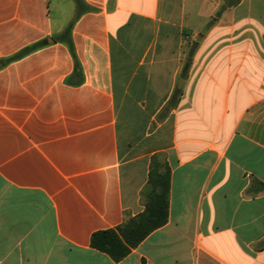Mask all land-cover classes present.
Here are the masks:
<instances>
[{
    "label": "crops",
    "instance_id": "obj_1",
    "mask_svg": "<svg viewBox=\"0 0 264 264\" xmlns=\"http://www.w3.org/2000/svg\"><path fill=\"white\" fill-rule=\"evenodd\" d=\"M83 2L0 0V264H264V0ZM156 154L168 222L116 262Z\"/></svg>",
    "mask_w": 264,
    "mask_h": 264
},
{
    "label": "trees",
    "instance_id": "obj_2",
    "mask_svg": "<svg viewBox=\"0 0 264 264\" xmlns=\"http://www.w3.org/2000/svg\"><path fill=\"white\" fill-rule=\"evenodd\" d=\"M78 15L87 8L83 0H75ZM70 25L57 41L65 43L75 62V73H81V64L77 58L72 40ZM45 41L36 43L27 51L36 49ZM171 171L164 154H156L151 159L149 178L141 191V203L144 211L137 216L127 218L116 228L95 232L91 237V247L99 250L114 261L124 259L132 249L136 248L149 234L163 227L169 217Z\"/></svg>",
    "mask_w": 264,
    "mask_h": 264
},
{
    "label": "rangeland",
    "instance_id": "obj_3",
    "mask_svg": "<svg viewBox=\"0 0 264 264\" xmlns=\"http://www.w3.org/2000/svg\"><path fill=\"white\" fill-rule=\"evenodd\" d=\"M69 12V6L66 7L64 13H68ZM53 17L55 20H59V13L55 10V8H53Z\"/></svg>",
    "mask_w": 264,
    "mask_h": 264
},
{
    "label": "water",
    "instance_id": "obj_4",
    "mask_svg": "<svg viewBox=\"0 0 264 264\" xmlns=\"http://www.w3.org/2000/svg\"><path fill=\"white\" fill-rule=\"evenodd\" d=\"M53 41V40H52Z\"/></svg>",
    "mask_w": 264,
    "mask_h": 264
}]
</instances>
